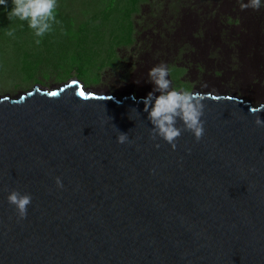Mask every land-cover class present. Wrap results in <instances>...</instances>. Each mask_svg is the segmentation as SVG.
Wrapping results in <instances>:
<instances>
[{
  "label": "water",
  "instance_id": "95a60500",
  "mask_svg": "<svg viewBox=\"0 0 264 264\" xmlns=\"http://www.w3.org/2000/svg\"><path fill=\"white\" fill-rule=\"evenodd\" d=\"M77 91L0 104V264H264V111L205 106L172 150L143 103Z\"/></svg>",
  "mask_w": 264,
  "mask_h": 264
},
{
  "label": "rangeland",
  "instance_id": "374dc122",
  "mask_svg": "<svg viewBox=\"0 0 264 264\" xmlns=\"http://www.w3.org/2000/svg\"><path fill=\"white\" fill-rule=\"evenodd\" d=\"M249 3L139 0L130 18L129 43H117L127 29L111 30L110 23L87 25L78 36L79 47L85 46L77 48L73 63L69 48L61 67L46 61L24 67L21 56L35 49L43 51V43H35L39 37L29 27L27 35L14 29L16 17L8 14L13 0H6L0 5V96L49 91L71 80L117 97L126 92L147 95L153 88L149 69L164 64L172 87L235 93L255 104L264 103V3L258 9L241 7ZM85 5L81 0H67L63 11L78 23L90 16L84 13ZM225 16L232 21L223 22ZM54 28L52 24L45 36L55 34ZM8 31L13 35H6Z\"/></svg>",
  "mask_w": 264,
  "mask_h": 264
},
{
  "label": "clouds",
  "instance_id": "9594fccd",
  "mask_svg": "<svg viewBox=\"0 0 264 264\" xmlns=\"http://www.w3.org/2000/svg\"><path fill=\"white\" fill-rule=\"evenodd\" d=\"M264 0H250L249 4H242L241 7H252L258 9ZM6 0H0V5H5ZM56 0H13V7L9 10V15L16 17L21 21H28V27L34 30L36 37H43L49 32L55 20ZM8 36H12L13 32L8 31ZM36 44L40 40L35 41ZM149 82L153 85L152 91H149L145 97L141 98L144 105L143 111L147 113V119L152 127L150 134L155 139L156 136L167 142L172 150L176 149L175 139L180 136L182 130L190 131L196 140H200L204 134V121L202 119L204 112L203 101L211 95V93H201L199 91L188 90L184 88H176L171 86L169 79V70L164 64L154 65L148 72ZM159 93V95H155ZM20 95V94H19ZM49 95H56L55 92ZM76 96L87 99L83 91H77ZM213 99H219L218 96H212ZM230 98V97H229ZM264 110V104L258 107L249 108L250 112H259ZM178 122L182 127L177 126ZM254 123L257 126H264V120L258 115ZM116 142L123 144L129 141L127 133L119 132ZM159 147V144L155 145ZM58 188H62L63 184L60 177L55 178ZM31 195L21 194L16 190H12L7 195V201L15 206L19 218L26 216L27 206L31 202Z\"/></svg>",
  "mask_w": 264,
  "mask_h": 264
},
{
  "label": "trees",
  "instance_id": "16d2710c",
  "mask_svg": "<svg viewBox=\"0 0 264 264\" xmlns=\"http://www.w3.org/2000/svg\"><path fill=\"white\" fill-rule=\"evenodd\" d=\"M177 1V0H175ZM182 2V1H180ZM139 0H81V4L85 5L84 13L90 14L89 17L84 16V20L75 23L63 11V5L67 4V0H56L55 9V34L39 37L43 43V51L38 49L28 51L21 56L20 64L28 67L31 63L48 62L51 65L61 67L66 62V51L71 48L70 62L73 63L76 58L77 48L80 46L81 39L78 38L87 25H103L105 23L111 26V30H125L127 33L124 37L117 39L118 45L129 43L131 41L132 24L131 15L136 11ZM193 3H190V5ZM211 14V11H207ZM108 20V22H106ZM223 22L232 21L228 16L221 19ZM14 29L21 35L28 33V21H21L16 18L14 21ZM105 24V25H107ZM63 32V34H62ZM66 33V35H64ZM38 39V38H37ZM64 51V54L61 52Z\"/></svg>",
  "mask_w": 264,
  "mask_h": 264
},
{
  "label": "bare ground",
  "instance_id": "6f19581e",
  "mask_svg": "<svg viewBox=\"0 0 264 264\" xmlns=\"http://www.w3.org/2000/svg\"><path fill=\"white\" fill-rule=\"evenodd\" d=\"M70 87H75L80 89L84 92L85 95H94L92 103L98 102V101H108L112 100V106L118 105L122 102H124L126 99H130L132 103H142L141 98L145 97L146 95H140L138 93H132V92H126L123 93L120 97H117L109 92H98L92 89L84 88L77 80H71L67 82L65 85H62L56 89H52L49 91H40V90H32L26 94H20V96H13L5 95L0 96V104H17L22 98L31 96L32 93H62L64 91H67ZM211 93L210 96H208L204 101L205 106H215V107H232V108H252V107H258L259 103L255 104L249 100L244 99L242 96H239L235 93H228V92H204V94ZM157 95V94H155ZM212 96H218L219 99H213ZM230 97V98H229ZM264 110H261L259 112H262ZM258 113V112H255ZM251 114H254V112H251Z\"/></svg>",
  "mask_w": 264,
  "mask_h": 264
}]
</instances>
